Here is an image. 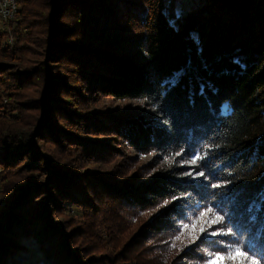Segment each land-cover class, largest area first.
<instances>
[{
	"label": "trees",
	"instance_id": "16d2710c",
	"mask_svg": "<svg viewBox=\"0 0 264 264\" xmlns=\"http://www.w3.org/2000/svg\"><path fill=\"white\" fill-rule=\"evenodd\" d=\"M200 3L201 9L181 17L164 0H19L14 43L0 46V59L17 62L24 71L0 62V82L11 79L23 90L29 77L38 74L43 90L42 99L35 103L43 116L37 119L35 134L51 137L58 146H76L83 139L59 127L53 115L64 114L69 123L84 120L81 123L87 127L94 119L79 113L73 116L75 112L56 98L57 92L74 97V105L88 104L98 94L146 100L155 116L109 120L118 133L140 152L187 154L188 159L204 154L201 163L232 192L211 193L172 168L139 185L113 188L114 193L141 208L191 192L209 198V207L214 204V211L224 214L225 226L232 230L229 247H239L264 264L260 255L245 246L250 235L264 228V0ZM137 19L142 24L139 33L113 36L112 27H129ZM28 63L37 65L28 67ZM59 63L70 64L76 83L55 69ZM14 130L1 122L0 188L5 192L0 194V264H31L30 260L17 263V256L29 249L18 243L24 240L34 243L42 256V260L32 259L33 264H82L75 253H67L71 248L62 227L45 225L52 208L62 209L64 203L79 200L71 190L82 185L67 179L59 162L41 158L29 138L22 142L19 136L27 134L23 128L12 137ZM40 170L52 171L45 184L31 176ZM23 172H28L26 178ZM91 186L96 192L107 185ZM81 191L85 199L86 187ZM39 193L38 197L46 194L47 203L28 205L27 196ZM174 211L172 206L164 213ZM163 223L160 216L151 229ZM237 226L242 236L237 235Z\"/></svg>",
	"mask_w": 264,
	"mask_h": 264
},
{
	"label": "rangeland",
	"instance_id": "374dc122",
	"mask_svg": "<svg viewBox=\"0 0 264 264\" xmlns=\"http://www.w3.org/2000/svg\"><path fill=\"white\" fill-rule=\"evenodd\" d=\"M164 1L171 4V8H174L181 17L202 8L200 0ZM141 2L144 3L145 0ZM132 22L129 27L128 25L119 28L112 27L113 36L125 37L139 33L141 21L137 19ZM15 26V22H10L8 26L0 23V32L7 33V37L0 34L1 48L6 43L11 45L14 43ZM127 29H130L129 34L126 32ZM37 49L42 50L39 47ZM42 59L43 53L41 57H38V61ZM3 61L18 66L17 62L9 58H1L0 62ZM37 64L29 65L28 63V67ZM54 65L55 69L63 75L68 74L72 83H76L69 63ZM17 69L24 71L19 66ZM37 75L34 78L29 77L30 83H27L23 90L18 89L11 79L4 84L0 82V128L1 122L8 123L16 130L23 128L25 131L23 133L27 134L26 137L19 136L22 142L26 141L25 138H29L30 144L41 153V158L47 162L51 159L59 162L62 170L68 174L67 179H75L73 182L77 180L80 182L78 186L82 185L79 189L71 190L79 198V202L75 200L74 205L73 201H68L64 203L62 209L52 208L51 214L47 217L48 223H45V225L56 223L62 227L64 240L68 241V248H71V251L67 253H75L82 264H209V253L219 257L227 255L226 249L229 247L227 238L232 234L225 226L224 214H217L212 208L214 204L211 208L207 204L209 198L204 199L198 193L191 192L170 198L152 207L141 208L131 199L122 198L112 190L113 188L117 190L125 184L139 185L160 172L177 168L181 178L186 181L208 187L211 193L220 190L224 196L227 195L226 193L231 194L232 191L228 189V184L218 180L219 177H215L211 168H206L201 163L205 157L204 154L199 156V159L193 156L188 159L187 154L166 155L156 150L138 151L126 136L118 133L117 125L110 121L141 114L153 117L155 116L154 109L144 99H117L105 94L96 95L88 104L74 105L76 103L74 97L60 90L57 92L56 98L64 102V107L71 108L70 110L75 112L73 116L77 117L76 113H79L82 117L94 119L92 122L96 126L87 127L82 124L84 120L69 123L63 116L64 114L61 115L58 112L55 116L53 115L57 125L79 135L83 139L82 144L71 146L65 143V146H58L49 136L37 137L35 134L36 126H38L37 119L43 116L42 110L37 109L35 103L42 99L41 91L43 90V84ZM48 102L51 104L50 101ZM51 105L53 107L55 104ZM32 123L35 125L32 126ZM16 130L10 132L12 137L13 135L18 136ZM88 149H91L92 153H89ZM25 161L32 160L26 158ZM25 161L18 165H23ZM40 164L41 160H38L37 165ZM0 171H2L1 167ZM46 172L40 170L31 176L45 184L52 177V171ZM27 173H22L25 178L28 176ZM96 182L108 187L106 186V189L99 187L95 192L91 185ZM84 187H86L85 199L80 194ZM110 187L111 190H109ZM4 192L2 186L0 194ZM40 194L34 196L29 194L27 196L30 201L28 205L38 202L47 203L46 194L38 197ZM82 199L84 200L80 201ZM172 206L175 209L173 213H164ZM202 213L205 214L203 219H201ZM160 216L165 223L156 229H151ZM216 216L223 218L220 223L213 222ZM197 220L200 222L196 224L194 230L184 227V225L190 226L193 221ZM221 231L229 234H213ZM178 235L180 239L177 240L175 237ZM173 242H175V247H172ZM18 243H23L22 246L29 249L17 256V263L30 260L33 264L32 259L42 260L34 243L32 244L29 240ZM23 249L20 248V250ZM236 256L238 264H249V260L251 264H258L255 259L248 257L242 251ZM70 257H67V262ZM211 264H228V262L222 259H212Z\"/></svg>",
	"mask_w": 264,
	"mask_h": 264
},
{
	"label": "snow or ice",
	"instance_id": "6c2138e0",
	"mask_svg": "<svg viewBox=\"0 0 264 264\" xmlns=\"http://www.w3.org/2000/svg\"><path fill=\"white\" fill-rule=\"evenodd\" d=\"M196 159H199V157H196ZM195 162V160L193 161ZM210 211V210H209ZM249 211H251V209H249ZM205 214H201V219H203V216ZM222 217L220 216H216L214 217L213 219V222L215 223H220L222 221ZM251 220H255L256 218L253 216L250 218ZM200 221L197 220V221H193L192 224L189 226V225H184V227L187 229V228H191V229H195L196 227V224L199 223ZM201 231H203V228H201ZM231 229H229V233H231ZM229 233H223L222 231L221 232H218V233H213L214 235L215 234H229ZM237 235L238 236H242L243 235V230L240 226H237ZM175 239H180V236H176ZM237 243L239 242H242L240 240H237L236 241ZM246 248L251 251L253 253V255H260L262 259H264V228H262L260 230V232L256 233V234H252L250 235L247 243H246ZM257 246L259 247L260 251H257ZM172 247H175V242H173L172 244ZM226 252H227V255L224 256V257H219V256H212L211 253H209V264H211V260L212 259H222V260H225L228 262V264H238V261H237V256L236 254L237 253H240L241 252V248L239 247H228L226 249ZM249 264H251V261L249 260Z\"/></svg>",
	"mask_w": 264,
	"mask_h": 264
},
{
	"label": "bare ground",
	"instance_id": "6f19581e",
	"mask_svg": "<svg viewBox=\"0 0 264 264\" xmlns=\"http://www.w3.org/2000/svg\"><path fill=\"white\" fill-rule=\"evenodd\" d=\"M18 3L19 0H0L1 24H3L4 26H8L10 22L13 23L17 11Z\"/></svg>",
	"mask_w": 264,
	"mask_h": 264
}]
</instances>
